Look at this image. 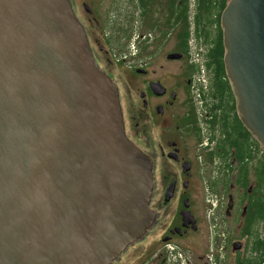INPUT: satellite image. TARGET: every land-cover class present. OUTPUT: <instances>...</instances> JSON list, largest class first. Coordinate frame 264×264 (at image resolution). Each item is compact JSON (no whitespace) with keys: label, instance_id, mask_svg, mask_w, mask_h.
<instances>
[{"label":"water","instance_id":"water-1","mask_svg":"<svg viewBox=\"0 0 264 264\" xmlns=\"http://www.w3.org/2000/svg\"><path fill=\"white\" fill-rule=\"evenodd\" d=\"M220 26L238 117L264 152V0H228ZM153 168L70 1L0 0V264H110L156 221Z\"/></svg>","mask_w":264,"mask_h":264},{"label":"rangeland","instance_id":"rangeland-1","mask_svg":"<svg viewBox=\"0 0 264 264\" xmlns=\"http://www.w3.org/2000/svg\"><path fill=\"white\" fill-rule=\"evenodd\" d=\"M69 1L74 15L84 28L91 53L95 55V58L97 59L101 67H104L105 64L107 66L106 69L108 70V78L110 79L118 93L120 109L122 108L121 113H123L122 118L124 117V120L128 124V130L131 136L130 139L132 140L130 141L145 153L149 155L153 154L152 150H154V148H157L156 145H158V137L156 136L158 133L155 132V127L152 124V119L148 114L149 111H145L143 109L141 99L142 94L140 95V90L142 89L140 80L143 78L139 77V79H137L131 77V72H133L131 69L141 68L144 64H146V67L144 69H147L149 72H154V74L158 78H160L164 82V84L168 86V88L172 89L173 87H175L174 91H176V93L180 97L181 87L183 86V84L178 80V78L183 63L182 61L167 62V59L165 58L167 55L174 54L178 51L175 50V42L173 40L174 32L176 33L177 29L174 30L172 37L168 39L166 43H163L164 35L160 34V30L163 29V26L158 32L160 19L155 16V13H159L160 11V4L154 1V3L150 5L151 7L146 10V17L143 18L144 21L140 19V15L137 12H135L133 18L129 20H133L134 22L132 21V24L127 25L129 28H131V34L129 36L128 43L126 44L122 40L124 33L121 32L120 28H124L126 24L125 20L128 18L125 17L124 20L123 18H121V0ZM75 1L77 3H74ZM189 3L190 14L192 15L190 21L192 22L193 14L195 12V4L193 3V0H190ZM124 4L126 9H128V7H130L131 5L129 3H126V1H124ZM86 9L89 10V14H87ZM131 9L132 7L128 9V11L133 12ZM129 15H131V13ZM155 27H157L158 29H155ZM190 30L191 33L194 31L193 28ZM141 36L145 38H141ZM143 43H145L146 45ZM188 44L190 56L193 54H198L199 64L202 66V68H199V72H197L193 77V83H191L190 90V94L193 100V110L198 114H202L204 110L203 104L197 98L196 93L197 89L201 87L204 88L206 83H208V74L203 67L205 60L204 52L206 51V48L203 43L195 37L194 33L191 35ZM143 46H145V49L140 50V48ZM138 55H140V58L138 57ZM110 59L113 62V65H110L109 67ZM195 79H199L200 82H196ZM183 109L184 107L179 104L178 100L168 113L167 117L170 118L168 119L165 116L163 117V119L159 118L158 120L159 122L168 123L169 126H171L172 123L174 124L175 122H177L178 124L180 114L181 112H184ZM199 128L202 134L200 137H202L204 142L206 137H208V135L212 132L209 128H207L202 120L200 122ZM172 136V138L177 139V146L181 148L182 152L188 154L189 152L193 151V153H195L196 148L195 144L193 143V137L189 138L177 135L175 133H172ZM164 141L165 140H163L162 143ZM159 162L161 163V174H159L158 172L154 175L153 183L155 184L157 182V189L156 191L154 190V185V192L152 195L153 200H151L149 204V210L156 215V221L154 225L146 231L143 236L144 239L141 241V243L137 246H134V248H130L131 250L125 256L127 257V259L122 262V264H145L148 259H152L151 261L155 260L157 261V263H159L161 261L159 253L163 249V243H165L162 239V237L165 235V227L167 225L171 226L173 223H176L175 221H173V219H171L172 212L177 205L176 200H172L169 204H167L164 202L163 197L164 189L167 185V182L174 175L175 169L162 158L161 160L158 159V163ZM217 167L221 168L220 166H215L212 162H208V160L205 159V162L203 164L205 173L204 179L200 180L199 177L195 176L194 182L196 183V188H191L190 196L193 202L195 201L196 203L200 198L202 199L201 184H203L202 188L204 189V204L202 203L200 207L202 208L200 214L203 221L202 216L205 206L206 225V212L208 207L206 203V192L207 189L210 190L209 185H211V183H217V193L215 194L217 197L223 200L222 203H224V210L227 207L228 203H230L229 205H231L232 207V209H230L231 219H229V221L225 220L229 223V227L231 229V232L229 233L230 240L228 241V249L226 254L227 260L225 264H233L235 255L237 253H239L240 255L243 252V255H245L246 253V241L245 239H242L239 234L244 204L240 206L239 201L241 193L234 187L233 184H229L228 190L225 191L222 182L223 177H221L222 174H219L216 177V174L218 173ZM209 192L214 194L211 191ZM200 208L198 209L199 212ZM222 216L223 209L221 210L219 218L222 219ZM206 227L208 228V225ZM207 228H205V231H207ZM257 230L259 235L263 234L264 225L259 224L257 226ZM201 238L202 235H199L194 239H189L188 241L176 238L171 240V243L168 244L176 246L181 251L184 250L182 248H185V253H191L190 255L192 259L196 260L205 251L207 244L206 240V244L204 245L203 249V244L201 243L203 239L201 240ZM233 245L235 246L233 247ZM126 249L123 252H125ZM136 259H138V263H136Z\"/></svg>","mask_w":264,"mask_h":264},{"label":"flooded vegetation","instance_id":"flooded-vegetation-1","mask_svg":"<svg viewBox=\"0 0 264 264\" xmlns=\"http://www.w3.org/2000/svg\"><path fill=\"white\" fill-rule=\"evenodd\" d=\"M124 1H126V3L131 4L130 7H128V9L132 7L131 10L133 12H129L128 9L125 8ZM154 1L160 4L159 13H155V16H157L160 19L159 26H158L159 29L157 27H155V29H158V32H159V30L163 26V29L160 30V34L164 35L163 43L164 42L166 43L168 39L172 37L173 31H171V27H170L171 23L169 22V20L171 19V8L169 6V2L171 0H121V4H122V6L120 7V13L122 15L121 18H123V20L125 17L128 18L125 20L126 24L124 28H120L121 32L124 33L122 40L126 44L128 43L129 36L131 34L130 32L131 28H129L127 25L132 24V21H133V20L132 21H129V20L133 18L135 12L139 13L140 19L143 20V18L146 17L145 16L146 13H144L143 11L148 10L151 7L150 5L154 3ZM74 3H77V2L75 1ZM183 3L184 2H182L181 0H177V5H178L177 10L184 9ZM193 3L195 4V0H193ZM89 13H90L89 10H87V14ZM130 13L131 15H129ZM191 17L192 15L190 14V18ZM173 37H174L173 40L175 42V50H177L178 49L177 45L179 44L177 34L174 33ZM141 38H145V37L141 36ZM205 48H206V51L204 52V57L206 56L207 49H208L206 46ZM142 49H145V46L140 48V50ZM171 55H180V58L171 60L168 58ZM139 56L140 55H138V57ZM93 58H94L95 65L104 74H106L109 77L107 73L108 70L106 69L107 67L106 64L104 65V67H101L99 62L95 58V55H93ZM165 58L167 59V62L182 61L183 63L182 69H181V72L178 78V80L183 84V86L181 87L180 97L176 93V91H174L175 87H173L172 89L168 88V86H166L164 82L154 74V72H151V71L149 72L147 69H144L146 67V64H144L141 68L131 69L133 71L131 72V77L137 78V79H139V77L143 78L140 80V85H142V89L140 90V95L142 94L141 99H142L143 109L145 111H149L148 114H149V117H151L152 119V124L155 127V132L158 133L156 135L158 137V145H156L157 148H154V150H152L153 154H150L153 160V164H154L153 178H154L155 173L159 172V174H161V163L160 162L158 163V159L159 160H161V158L164 159L165 161H167L169 165L173 166V168L175 169L174 175L167 182V185L164 189V194L167 191V189L170 188V186H172V189H173L172 197L170 198L168 202H165V203L169 204L172 200H176L177 205L175 206L172 212V218H171L176 223H173L171 226L167 225L165 227V230H164L165 235L162 237V239H165L166 241L165 243H163L164 245L163 249L159 253L161 261L157 263V261L155 260L151 261L152 259H148L145 262V264H169L168 262L169 256H168V253L164 250V247L168 243H171V240L176 239V238L188 241L189 239H194L198 237L199 235H202L201 240L202 239L203 240L201 241V243L203 244L202 248L204 249V245L206 244V240L208 236V228L206 226L210 222V219L207 218V225H206V220H205L206 207L205 206L203 209V216H202L203 221L201 219L200 213H201L202 208L200 207L204 201L203 199L204 189L202 188L203 184H201L202 199L200 198L197 203L195 201L193 202V200L191 199L190 190L191 188L192 189L196 188V183L194 182L195 176L199 177L200 180L204 179L205 173H204L203 164L205 162V159L208 160V162H212L215 166L221 167V168L217 167L218 173L217 174L215 173V174H216V177L219 174L220 175L222 174L221 176L223 177L222 180H224L225 178L229 176L230 178L233 179L236 174V172L234 171L229 176H226L228 174L227 169L225 168L224 164L221 162L220 158L214 157L212 160H210L211 158L209 159L208 155L211 152L216 151L217 149L219 138H220L219 130H213V131L210 130L212 133L209 134L208 137H206L204 142H203L202 137H200L202 134H201V131L199 130L200 128L198 129V127L200 125L201 120L203 121V123H205V125L208 128V120L212 121L213 118L208 116V113H207L208 111L205 106L206 102L204 101H203V108L205 109L203 110L202 114H198L196 111L193 110V104H192L193 100L190 94V90H191L192 79L195 74H191V68L192 66H194V63L191 59L190 51H188L186 54H183L182 52L177 51L174 54L167 55ZM110 65L111 66L113 65V62L111 61V59L109 60V67ZM206 73L208 74V83L206 85V90L204 93H206L209 90V84H210V74L208 72ZM151 84H159V90L160 91L162 90V95L160 96L155 95L150 89ZM178 100H179V104H181L182 107H184L183 109L184 112H181L180 117H179V123L177 124V122H175L174 124L172 123V125L169 126L168 123L166 122H164L165 124L163 122H159L158 120L159 118L163 119V117L168 116L169 111L173 108V106L177 103ZM235 107H236V103H235ZM236 113H237V110H236ZM123 121H124L125 134L130 139L131 136L128 130V124L124 120V117H123ZM172 133L185 136V137H189V138L193 137V143L195 144V148H196L195 153H193V151L189 152L188 154H185L184 152H182L181 148L177 146V139L172 138L173 137ZM213 134H215L216 138L214 140H211V137ZM163 140H165L164 141L165 144L164 142L162 143ZM230 155L232 157L233 152H231ZM229 160H231V163H233L232 158ZM157 163H158V166H157ZM197 166H198V170H197ZM154 185H155L154 190L156 191L157 182ZM207 191H211L214 194L217 193L216 191L211 190V188L210 190L207 189ZM218 199L220 202L215 211V217L220 223V225L224 227V230L226 233V249H228V241L230 240L229 233L231 232V229L229 227V223L226 221H229V219H231L230 209H232V207L229 208L230 203H228L227 207L224 210L223 208L224 203H222L223 200L220 199L219 197ZM151 200H153L152 197L150 201ZM153 208H154V205H153ZM199 208H200V212L198 210ZM222 209H223V216H222V219H220L219 216H220ZM260 224L264 225V223H260ZM205 228H207V231H205ZM203 234H204V237H203ZM143 239L144 237L134 242L130 247L126 249L125 252L121 253L118 256V258H116V260L112 261L110 264H122V262H124L127 259V257L125 256L131 250L130 248H134V246H137L138 244H140ZM182 249L186 250L185 248H182ZM190 254L191 253H189V255ZM137 260L138 259H136V261ZM136 263H138V261Z\"/></svg>","mask_w":264,"mask_h":264},{"label":"trees","instance_id":"trees-1","mask_svg":"<svg viewBox=\"0 0 264 264\" xmlns=\"http://www.w3.org/2000/svg\"><path fill=\"white\" fill-rule=\"evenodd\" d=\"M181 1L184 2L183 10H177V0L169 2L170 27L173 32L177 29L179 40L177 50L183 54L189 51L188 43L193 33L208 48L203 66L210 74V84L209 90L202 93V99L206 102L208 116L213 118L212 121L208 120V128L220 132L217 149L208 156L210 160L214 157L220 158L227 169L226 176L236 172L233 179L229 176L222 182L225 191L228 190L229 184H233L241 193L240 206L244 204L239 234L246 241V253H237L233 264H263L264 233L259 235L257 226L264 223V152L236 113L235 98L224 69L225 51L220 16L228 0H195L192 22L190 1ZM191 28L194 30L192 33ZM197 72L199 67L192 66L191 74ZM215 138L213 134L211 140ZM231 158L233 163L229 160ZM216 186V182L211 183V190L216 191Z\"/></svg>","mask_w":264,"mask_h":264},{"label":"built area","instance_id":"built-area-1","mask_svg":"<svg viewBox=\"0 0 264 264\" xmlns=\"http://www.w3.org/2000/svg\"><path fill=\"white\" fill-rule=\"evenodd\" d=\"M191 59L195 65H199L200 68H202L199 64L198 54L191 55ZM195 81L200 82L199 79H195ZM204 89L205 86L203 90ZM200 94L201 92L197 89L196 95L199 101H201ZM206 194V203L208 205L206 216L210 219V222L208 223V236L205 251L194 260L189 254L185 253V251L179 250L174 245L167 244L164 250L168 253L169 264H225L227 260L226 233L224 227L220 225L215 217V211L220 201L216 195L209 191H207Z\"/></svg>","mask_w":264,"mask_h":264},{"label":"bare ground","instance_id":"bare-ground-1","mask_svg":"<svg viewBox=\"0 0 264 264\" xmlns=\"http://www.w3.org/2000/svg\"><path fill=\"white\" fill-rule=\"evenodd\" d=\"M228 2V1H227ZM128 138V137H127ZM129 139V138H128ZM130 140V139H129Z\"/></svg>","mask_w":264,"mask_h":264}]
</instances>
